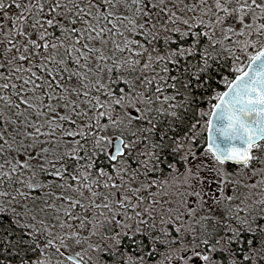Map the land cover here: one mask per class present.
I'll return each instance as SVG.
<instances>
[{
  "label": "snow or ice",
  "instance_id": "6c2138e0",
  "mask_svg": "<svg viewBox=\"0 0 264 264\" xmlns=\"http://www.w3.org/2000/svg\"><path fill=\"white\" fill-rule=\"evenodd\" d=\"M0 264H264V0H0Z\"/></svg>",
  "mask_w": 264,
  "mask_h": 264
}]
</instances>
